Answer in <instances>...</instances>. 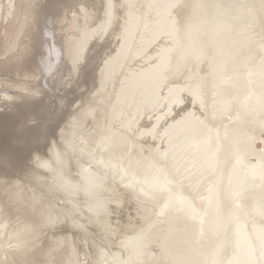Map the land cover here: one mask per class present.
<instances>
[{
	"label": "bare ground",
	"instance_id": "6f19581e",
	"mask_svg": "<svg viewBox=\"0 0 264 264\" xmlns=\"http://www.w3.org/2000/svg\"><path fill=\"white\" fill-rule=\"evenodd\" d=\"M108 3L0 0V264H258L259 0H111L110 18ZM49 23L53 63L61 49L64 61L55 87L32 62ZM24 184L57 205L65 188L72 206L36 207ZM170 198L190 207L157 215Z\"/></svg>",
	"mask_w": 264,
	"mask_h": 264
},
{
	"label": "snow or ice",
	"instance_id": "6c2138e0",
	"mask_svg": "<svg viewBox=\"0 0 264 264\" xmlns=\"http://www.w3.org/2000/svg\"><path fill=\"white\" fill-rule=\"evenodd\" d=\"M127 7L132 8L134 7L133 4L129 3ZM113 8V4L111 3V0H109V3L107 5L106 9V15L111 17V10ZM259 8L262 13H264V0H259ZM54 27V23H53ZM49 35L52 36L53 39H55V32L49 28L47 31H42L40 35L39 40V47L37 54L33 57V64L35 66L37 75L36 79L39 81L43 79L46 83L49 81H52V79L56 76L57 73H60L62 75V65L64 63L63 56H62V49L57 54L58 60L56 63H53V57L51 55L52 53V46L49 45ZM49 45L48 53H45V46ZM87 63L88 58L83 53L82 47H78L74 53H73V67L78 72H85L87 69ZM43 87V86H41ZM190 93L193 95L194 98L197 100H200V93L197 89H188ZM41 94V88H38L36 90L35 95ZM200 103L203 105V100H200ZM262 107H264V99L261 100ZM128 127H131V124L128 125ZM147 134V133H142ZM262 174H264V169H262ZM166 189V185H149L148 189L141 188L140 194L144 197H151L153 192L159 190L164 191ZM176 207L180 211L187 210V208L190 207V205L180 198L179 200H173L169 199L163 207H161L160 211L157 213V215H165L168 209ZM50 223H55L54 219H50ZM27 264V262H26ZM253 264H257V262H253ZM258 264H264V246H262L260 251V260L258 261Z\"/></svg>",
	"mask_w": 264,
	"mask_h": 264
},
{
	"label": "rangeland",
	"instance_id": "374dc122",
	"mask_svg": "<svg viewBox=\"0 0 264 264\" xmlns=\"http://www.w3.org/2000/svg\"><path fill=\"white\" fill-rule=\"evenodd\" d=\"M224 2V1H223ZM223 2H222V4H223ZM225 3V2H224ZM77 8H79V6H78V4L77 3H74L73 5H71V6H69V7H66L65 8V12H67V14H68V12H71L70 10H76ZM80 13H82V11L80 10L79 11ZM69 14H72V12L71 13H69ZM49 25H50V27H51V29H53V25H51V23H49ZM49 25H47L46 24V27L47 26H49ZM73 31H75V30H73ZM95 64V63H94ZM66 79H64L63 81H62V83H60L59 85H60V89L62 88V86L64 85V81H65ZM19 81H20V79H19ZM20 83H24V82H22V81H20ZM50 83V86L52 85L53 87H55L56 86V81H54V79L52 80V81H50L49 82ZM27 86V83H25V86L24 87H26ZM60 93V92H59ZM233 118H234V116H231V117H229V119H228V124L233 120ZM44 180H48V181H50L51 183H53V186L55 187V188H53V189H56V191L60 188V186L56 183V181H53V180H49L48 179V177H46ZM24 190L26 191V195H27V198H26V201H29V202H34L35 204H36V207H38V206H40L42 203H48L49 201H51V202H53V204H49V205H47V206H52V207H55L54 205H56V207H64L66 210H68L71 206H72V204L71 203H69L68 201H67V196H68V194H67V192H65L64 190H65V188H62V193H61V190H59V195H61L63 198H64V202H65V204H61V201L60 200H58L57 199V201H59V205H57V204H55V201L53 200L54 198H52V196H50V195H48V196H44V195H42V193H41V191H37L36 192V187L35 188H33V187H30V186H28V185H25L24 184ZM59 187V188H58ZM33 189H35V193L31 196V197H29L28 196V193H32V190ZM41 195L43 196V198H41ZM5 202V201H4ZM69 207V208H68ZM56 209H58V208H56ZM60 210V209H59ZM64 210V209H63ZM62 210V211H63ZM64 214H66L65 212H64ZM117 216V215H116ZM115 219V218H114ZM75 232V231H74ZM111 234V233H110ZM91 234H89V235H84L86 238L88 237L89 238V236H90ZM110 236H112V235H110ZM92 237H94V236H91L90 237V239H92ZM113 237V236H112ZM117 236L115 235V238H116ZM86 239V241H87V244H88V240L89 239ZM109 239H111V237L109 238ZM108 239V240H109ZM113 239H114V237H113ZM118 239V238H117ZM96 240V239H95ZM115 240V239H114ZM119 240V239H118ZM90 241V240H89ZM92 241H94L93 239H92ZM113 241V240H112ZM91 242V241H90ZM89 242V244H88V247L90 246V245H93V243L91 244ZM96 242H97V240H96ZM105 242H107L106 240H105ZM109 242V241H108ZM114 242V241H113ZM115 242H117V241H115ZM115 242H114V244H115ZM94 243H95V241H94ZM97 243H99V242H97ZM100 243H103V241L102 242H100ZM99 243V244H100ZM98 244V245H99ZM95 245V246H94ZM93 246H94V248H97L98 246H96L97 244H94ZM102 245V244H101ZM103 245H104V243H103ZM110 245V244H109ZM112 245V244H111ZM110 245V246H111ZM100 246V245H99ZM112 247V246H111ZM114 247H115V245H114ZM87 248V247H86ZM90 248V250H91V246L89 247ZM89 250V249H88ZM88 250L86 251L85 250V255H82V257H84V256H86L87 257V255H86V252H88ZM91 251H93V247H92V250ZM91 251H89V252H91ZM88 252V253H89ZM109 252V251H108ZM87 253V254H88ZM89 254H91V253H89ZM88 254V255H89ZM85 258V257H84ZM88 258V257H87ZM86 258V259H87ZM87 261V260H86ZM85 261V262H86Z\"/></svg>",
	"mask_w": 264,
	"mask_h": 264
},
{
	"label": "water",
	"instance_id": "95a60500",
	"mask_svg": "<svg viewBox=\"0 0 264 264\" xmlns=\"http://www.w3.org/2000/svg\"><path fill=\"white\" fill-rule=\"evenodd\" d=\"M251 16L253 17V12L251 13ZM251 19V17L249 18ZM244 25H246V27L250 26L249 23H246V21H244ZM168 256V255H167ZM171 259V258H170Z\"/></svg>",
	"mask_w": 264,
	"mask_h": 264
}]
</instances>
